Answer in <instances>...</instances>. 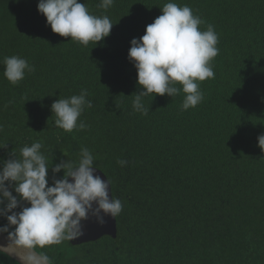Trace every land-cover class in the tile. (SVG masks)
<instances>
[{
	"label": "trees",
	"instance_id": "trees-1",
	"mask_svg": "<svg viewBox=\"0 0 264 264\" xmlns=\"http://www.w3.org/2000/svg\"><path fill=\"white\" fill-rule=\"evenodd\" d=\"M80 2L114 23L96 44L54 33L38 0H0V162L36 141L49 166L78 162L86 147L122 211L113 234L33 248L51 264H264V0H172L201 17V30L214 26L215 76L198 82L203 99L187 110L183 91L149 94L147 115L132 107L142 89L128 50L169 0ZM13 55L35 66L15 85L3 64ZM81 89L93 104L78 118L88 127L66 132L51 104ZM0 264L20 263L0 251Z\"/></svg>",
	"mask_w": 264,
	"mask_h": 264
},
{
	"label": "clouds",
	"instance_id": "clouds-1",
	"mask_svg": "<svg viewBox=\"0 0 264 264\" xmlns=\"http://www.w3.org/2000/svg\"><path fill=\"white\" fill-rule=\"evenodd\" d=\"M113 3L101 0L100 7L108 9ZM37 10L54 33L84 46L102 41L114 24L107 15L90 13L80 0H38ZM161 13L146 25L142 36L131 39L128 50V59L137 70V85L142 89L136 92L132 107L144 115L149 108L143 98L152 93L174 97L183 91L182 109L197 106L203 99L198 82L214 78L211 61L219 53L214 26L208 24L201 30L204 21L188 5L169 0ZM3 64L4 76L13 85L23 80L26 72L35 71L34 65L17 55L4 57ZM177 82L182 88L175 87ZM87 95V90L81 89L78 95L53 101L51 111L58 128L72 132L88 127L84 121L78 122L85 108L93 106ZM257 140L264 150V133ZM42 147L39 141L26 144L20 148L19 158L12 153L0 162V216L7 219L0 233H8L16 245L28 249L74 240L83 235L81 222L89 215L103 226L106 216L115 218L122 211L121 200L110 195L111 181L97 173L88 148L80 150L78 162L62 160L49 166ZM127 163L118 161L121 166ZM61 170L63 175L57 178ZM17 208L20 210L15 211ZM26 259L38 264L31 255ZM42 260L51 264L47 256Z\"/></svg>",
	"mask_w": 264,
	"mask_h": 264
},
{
	"label": "water",
	"instance_id": "water-1",
	"mask_svg": "<svg viewBox=\"0 0 264 264\" xmlns=\"http://www.w3.org/2000/svg\"><path fill=\"white\" fill-rule=\"evenodd\" d=\"M65 160L70 162H77L72 159L66 158ZM96 167V166H95ZM96 171L99 175H101L102 178H108L107 175L98 167H96ZM109 179V178H108ZM110 195L113 197L112 192V184L110 188ZM106 223L101 226L98 223H96V220L94 217L89 215V218L87 220H83L82 223V229H83V235L76 238L78 241H85L87 239H91L92 237L104 235V234H113L117 232L118 230V224L116 217L112 218L110 216L105 217ZM0 246H3V250H0L1 252H4L14 260H16L20 264H32L31 261H28L26 257L29 255L33 256L35 261L38 262V264H45V262L42 260L43 255H41L36 249H28L25 246L22 245H16L14 243V240L10 239L8 237V233H0Z\"/></svg>",
	"mask_w": 264,
	"mask_h": 264
}]
</instances>
